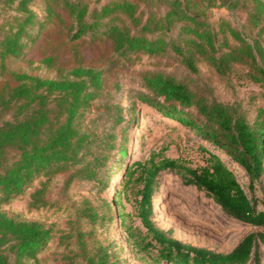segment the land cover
I'll list each match as a JSON object with an SVG mask.
<instances>
[{
	"label": "rangeland",
	"instance_id": "rangeland-1",
	"mask_svg": "<svg viewBox=\"0 0 264 264\" xmlns=\"http://www.w3.org/2000/svg\"><path fill=\"white\" fill-rule=\"evenodd\" d=\"M88 9L98 8L109 0H86ZM138 18L133 19L124 10L116 22L127 26L130 32L144 23L150 13L160 15L167 4L164 0H136ZM229 0H192L190 9L204 8L207 20L219 32L227 35V44L235 41L228 30H220L221 20L229 21L238 29L248 22L253 1L240 0L237 6H227ZM68 0H28L27 6L41 20L33 24L32 36L25 50L17 56L0 59V93L15 85L14 72L33 76L59 77L76 66H88L101 71V86L93 98L82 106L77 124L88 134L86 150L81 162L66 163L47 172L36 174L19 193L3 198L0 193V211L9 216L39 222L50 229V235L25 262L33 264H92L96 251L106 250L114 264H175L166 260L152 262L151 253L139 251L127 237L128 227L144 233L135 213L137 185H124L121 174L134 161L144 159L152 150H163L170 157L183 158L192 165L208 162L209 151L232 170L243 188L250 192V178L242 165L211 142L203 139L189 126L164 117L153 107L141 104L144 92L141 74L145 70H163L185 79L209 99L223 102H240L252 118L257 106H264V82L248 77V66L235 62L224 73L218 72L206 58L198 56L191 69L171 47L157 52L141 50L119 51L114 38L92 29L72 38L75 28ZM264 5V0H262ZM18 0H0V41L8 29L12 15L18 13ZM204 5V6H203ZM106 19V18H105ZM262 27L246 29L250 36L259 39L264 47V15ZM152 24V22H150ZM178 27L172 29L176 33ZM146 34H151L147 33ZM223 42V40H221ZM3 62V63H2ZM57 108L54 101L50 102ZM13 108L0 107V122L11 117ZM54 112V109H53ZM63 118V113L58 115ZM54 119V117H53ZM204 146V148L202 147ZM124 147L122 154L120 149ZM264 150V144H263ZM107 157L103 158V153ZM18 150L7 151L11 160ZM95 178H87L79 168L82 162L95 160ZM156 196V222L170 229L171 235L195 245L228 251L256 225L244 223L225 214L221 207L193 184L184 183L170 172L160 179ZM252 190L257 202L255 211L264 210V163L261 173L254 179ZM88 208V209H87ZM92 209V210H91ZM89 211L93 217L89 216ZM120 213V217H118ZM128 213L125 217L123 214ZM258 251L264 263V249ZM13 260V253H9ZM97 256V255H96ZM246 264H254V255Z\"/></svg>",
	"mask_w": 264,
	"mask_h": 264
},
{
	"label": "trees",
	"instance_id": "trees-1",
	"mask_svg": "<svg viewBox=\"0 0 264 264\" xmlns=\"http://www.w3.org/2000/svg\"><path fill=\"white\" fill-rule=\"evenodd\" d=\"M27 1L18 0V13L13 14L8 22V29L0 41L1 60L21 54L29 40L34 38L33 24L41 20L27 6ZM239 1L229 0L227 6H237ZM250 1H253V6L248 12V22L242 24V28L238 29L225 20L219 23L220 30H228L235 41L225 50L227 35L221 39L219 32L207 20L204 8L190 9L192 0H164L167 4L164 12L158 16L151 12L133 32L118 24L116 17L124 10L137 19L139 4L136 0H109L91 10L86 0H68L67 3L75 22L72 38L102 28L114 38L115 48L119 51L143 49L157 52L171 47L191 69L195 68L198 56L206 58L220 73L233 63L241 62L248 66L250 79L264 82V47L258 38L246 32L253 26H263L260 18L264 15V5L262 0ZM175 27L178 29L173 34L171 31ZM14 76L18 82L0 93V107L13 108L11 117L0 122V193L3 198L21 192L42 171L47 172L53 166L59 168L68 162H81L87 153L88 134L79 128L77 119L83 104L93 98L96 88L101 86L100 69L88 66L73 67L59 77L33 76L25 72H14ZM141 80L145 89L141 93V104L189 126L203 139L230 155L247 171L250 192L211 151L208 162L192 165L186 159L164 154L163 150H152L144 159L135 160L134 166H127L121 174L124 185L128 182L137 185L135 213L144 233L128 227L127 237L133 246L149 253L156 250L151 256L152 262L246 264L254 255V264H264L258 251L260 245L264 249V210L253 209L257 199L252 192L254 179L261 173L264 163V106H257L251 118L240 102L209 99L198 93L187 80L171 72L145 70ZM51 101L57 108L51 106ZM61 112L63 118L58 116ZM11 148L17 149L18 153L9 160L7 151ZM120 152L123 154L125 148L122 147ZM102 155L107 157L106 152ZM94 159L79 166L87 178L97 177L95 165L102 160L100 155ZM167 172L203 191L225 214L259 229L245 233L228 251L176 239L170 229L159 226L155 219L160 179ZM262 203L264 205V198ZM92 212L89 211L90 217H93ZM49 235L50 229L37 221L0 211V264H33L25 262V259L34 257ZM108 258L105 249L90 257L92 264H114Z\"/></svg>",
	"mask_w": 264,
	"mask_h": 264
},
{
	"label": "bare ground",
	"instance_id": "bare-ground-1",
	"mask_svg": "<svg viewBox=\"0 0 264 264\" xmlns=\"http://www.w3.org/2000/svg\"><path fill=\"white\" fill-rule=\"evenodd\" d=\"M175 238H176V239H177V238L182 239L181 235H179V234L176 235Z\"/></svg>",
	"mask_w": 264,
	"mask_h": 264
}]
</instances>
